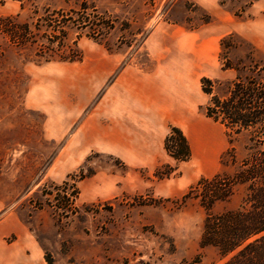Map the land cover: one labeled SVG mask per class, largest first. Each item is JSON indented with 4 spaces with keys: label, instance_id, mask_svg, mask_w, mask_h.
<instances>
[{
    "label": "rangeland",
    "instance_id": "obj_1",
    "mask_svg": "<svg viewBox=\"0 0 264 264\" xmlns=\"http://www.w3.org/2000/svg\"><path fill=\"white\" fill-rule=\"evenodd\" d=\"M92 10L104 36L82 26ZM5 17L30 36L0 31V264H221L182 196L246 156L244 134L205 117L202 82L220 97L237 76L264 84V0H0ZM163 93L175 111L145 116ZM172 126L187 162L164 150ZM233 191L213 213L239 205Z\"/></svg>",
    "mask_w": 264,
    "mask_h": 264
},
{
    "label": "trees",
    "instance_id": "obj_2",
    "mask_svg": "<svg viewBox=\"0 0 264 264\" xmlns=\"http://www.w3.org/2000/svg\"><path fill=\"white\" fill-rule=\"evenodd\" d=\"M92 11L93 20H83L82 26H89L93 35L104 36L113 26ZM68 21L74 22L72 18ZM0 31L18 44L26 43L30 36L28 25L15 23L11 17L0 18ZM202 83L207 85L202 91L210 96L204 107L205 117L228 130L229 138L244 134L246 156L231 176L202 177L189 187L182 200H196L205 212L200 249L216 250L221 264H264V84L237 76L227 94L220 97L213 93V82L203 79ZM164 150L178 163L187 162L191 157L186 136L174 126L165 136ZM226 154L231 156L232 164L235 163V149L230 147ZM169 174L170 171L167 176ZM66 186L64 182L62 188L57 189L58 195L62 193L63 199L72 204L78 192L74 186L73 194H68ZM235 187L243 189L239 205L213 213L214 205L227 202ZM179 264H201V260L195 256Z\"/></svg>",
    "mask_w": 264,
    "mask_h": 264
},
{
    "label": "crops",
    "instance_id": "obj_3",
    "mask_svg": "<svg viewBox=\"0 0 264 264\" xmlns=\"http://www.w3.org/2000/svg\"><path fill=\"white\" fill-rule=\"evenodd\" d=\"M172 95V94H171ZM161 103L164 105L162 108H160V110H158L157 112L154 110L153 111V107L150 106V108L148 109L149 112L145 113V116H152L154 114V112L159 115V116H164L165 114H171L173 113L176 109V105H175V95L173 94V96H170V94L167 93H163L162 97H161ZM180 127H183L182 123H180L179 125Z\"/></svg>",
    "mask_w": 264,
    "mask_h": 264
},
{
    "label": "bare ground",
    "instance_id": "obj_4",
    "mask_svg": "<svg viewBox=\"0 0 264 264\" xmlns=\"http://www.w3.org/2000/svg\"><path fill=\"white\" fill-rule=\"evenodd\" d=\"M207 159V158H206ZM208 165V164H207ZM199 168H201L200 166H199Z\"/></svg>",
    "mask_w": 264,
    "mask_h": 264
}]
</instances>
